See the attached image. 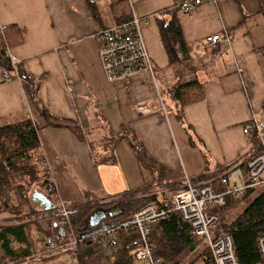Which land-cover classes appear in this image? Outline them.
<instances>
[{
	"label": "crops",
	"instance_id": "crops-1",
	"mask_svg": "<svg viewBox=\"0 0 264 264\" xmlns=\"http://www.w3.org/2000/svg\"><path fill=\"white\" fill-rule=\"evenodd\" d=\"M130 1L0 0L8 53L37 80L40 105L54 118L77 123L83 138L45 125L24 83L3 80L1 66L0 127L26 119L40 125L39 151L70 207L84 201L85 191L99 199L144 189L166 197V185L180 187L185 178L200 183L241 172L238 164L251 149L242 125L253 112L263 121L264 0H218L192 14L175 11L189 54L178 67L168 64L158 29L159 21L170 19L174 0ZM124 6L126 14H132V6L136 16L146 18L142 34L158 94L146 72L112 83L103 74L95 34L117 23ZM224 31L232 33L230 42L203 47L206 36ZM188 79L200 83L202 98L179 113L165 91ZM139 101L147 113L135 108ZM123 126L143 144L156 171L141 167L124 139L113 147L112 161H98L107 153L104 140ZM47 198L55 209V197ZM49 221L39 223L48 229Z\"/></svg>",
	"mask_w": 264,
	"mask_h": 264
},
{
	"label": "trees",
	"instance_id": "trees-1",
	"mask_svg": "<svg viewBox=\"0 0 264 264\" xmlns=\"http://www.w3.org/2000/svg\"><path fill=\"white\" fill-rule=\"evenodd\" d=\"M124 5L126 6V4ZM125 6L117 12L120 15L118 22L131 18V15L126 14ZM169 11L170 19L159 21L158 29L168 64L178 67L188 61L189 54L175 16L176 10ZM4 29H0V66L11 74L12 67L6 49L7 44L3 38ZM218 45L219 43L211 49ZM16 70L20 80L24 83L30 101L39 112L45 125L66 128L78 138H83L81 128L77 123L68 119L54 118L44 106L40 105L37 80L27 74L19 64L16 65ZM182 71L183 69L178 72L181 74ZM165 92L174 101L179 113L185 105L202 98L201 86L197 79L181 81L168 87ZM260 112L264 113V100ZM39 126L35 121L26 119L17 124L0 127V214L9 215L0 222V264H17V261L30 256L31 249L40 250L47 234L55 232L57 229H62L64 232L63 229L66 228L64 221L54 220L49 216L56 208L45 210L43 206H40L34 211L32 205L34 201L40 205L39 201L32 197L34 191L50 197L45 193L48 177L45 166L40 161L42 155L39 151L37 135ZM123 139L132 148L141 167L151 172L156 171L155 163L146 154L143 144L133 131L125 126L118 133L110 135L104 140L103 147L107 153L98 161H112L113 147ZM249 141L251 149L238 164L244 180L247 179V161L257 150L254 133L249 135ZM229 173L230 171H227L218 177L213 175L208 180L201 178L199 179L200 183L193 184L196 186L211 184L215 191L222 192L226 186L221 183V178ZM32 183H36L37 187L29 191ZM262 185L260 192L244 205L237 216L230 219V230L239 264H261L256 242L258 236L264 233V184ZM180 187L172 184L166 185L165 190L168 191L166 197H159L155 191L144 189L99 199L93 192L85 191L84 201L74 205L76 212L69 216L70 225L74 234L78 236L90 229L89 218L98 210L106 212V217L102 222L118 223L147 203H152L156 207L168 208L169 194L176 192ZM257 187L259 186L246 188L238 197L226 195L224 205L208 204L207 212L220 216L228 211L231 205L236 204L248 192ZM26 209L31 210L26 211ZM30 211H34V214L39 216L30 219L28 216L34 217L32 214H27ZM46 218L51 219L52 232L41 238L39 234L42 232L41 235H43L44 227L42 228L39 221ZM64 236L66 235L64 234ZM147 236L152 256L160 258L159 264H181L184 259H189L186 264H201L210 259L205 239L193 234L189 223L185 222L177 211H171L164 218L153 222ZM100 247L97 235L79 238L75 251L76 264H136L133 252L139 248V234L135 229H119L117 243L113 247L111 258H105ZM141 264L144 263L141 262Z\"/></svg>",
	"mask_w": 264,
	"mask_h": 264
},
{
	"label": "built area",
	"instance_id": "built-area-1",
	"mask_svg": "<svg viewBox=\"0 0 264 264\" xmlns=\"http://www.w3.org/2000/svg\"><path fill=\"white\" fill-rule=\"evenodd\" d=\"M128 1L131 5V1ZM204 3L217 4L218 0H174L172 9L184 14H192ZM131 12L129 20L103 27L95 34L99 43L98 56L102 71L105 79L111 83L126 80L134 74L146 72L151 77L158 94L152 61L142 34L141 21H146V18L136 16L132 6ZM232 38L233 35L229 31L211 34L205 37L203 47L211 49L218 43L230 42ZM8 56L13 74L11 75L8 70L3 69L2 79L19 78L16 70L17 59L9 53ZM158 99L160 106H162L160 96ZM142 105V101L134 104L141 114L147 113L148 110ZM249 119L243 123L242 127L247 136L252 133L255 134L257 150L247 161L246 180L243 179L240 171V180L232 178V171L221 178L226 189L217 192L211 184L196 186L188 178H185L183 185L171 194L169 208L156 207L152 203H147L132 212L129 217L114 223L113 227L96 234L99 237L101 248L110 252L117 243V231L119 229H135L139 234V248L133 252V258L142 261L144 264H159L160 258H154L151 253L147 236L148 230L153 222L164 218L171 211H177L181 218L189 223L192 233L203 237L208 245L210 259L201 264H239L229 226H220L226 222L218 219L216 214H209L207 206L210 203L224 205L226 195L238 197L247 187H253L264 182V122L259 119L256 112H253ZM41 155L40 161L45 165L48 177L45 192L56 195L58 198L55 199L56 209L49 216L64 221L66 228L63 229L64 232L62 229H57L54 233L47 235L42 248L36 251L31 249L30 256L37 257L50 252L66 251L65 249H70L71 255H74L79 239L72 230L69 216L75 213L76 209L68 207L60 198L52 171L46 164L45 156L42 153ZM256 245L260 262L264 264V233L258 236Z\"/></svg>",
	"mask_w": 264,
	"mask_h": 264
},
{
	"label": "rangeland",
	"instance_id": "rangeland-1",
	"mask_svg": "<svg viewBox=\"0 0 264 264\" xmlns=\"http://www.w3.org/2000/svg\"><path fill=\"white\" fill-rule=\"evenodd\" d=\"M262 119L264 121V116L262 117ZM262 184H264V182H260L259 184L255 185V186H259V187H257L253 191L248 192L246 194V196L241 198L236 204L231 205L230 209L228 211L222 213V215L219 216L220 220L226 222V224H221L220 226H222V227L229 226V228H230V219H232L234 216H237L238 213L241 212L244 205H246L249 201H251L260 192V189H262V187H263ZM36 187H37L36 183H32L30 188H29V191H32V189H34ZM57 193L59 194L58 191H57ZM49 195L52 197L54 196L56 200L58 199L56 195H51V194H49ZM63 202L68 207L70 206V204L68 205V203H66L64 200H63ZM32 205H33L34 211L36 210V208L37 209L39 208L38 203H36L35 201H34V203H32ZM20 208H21V206H20ZM28 210H31V209H26V211H28ZM34 211H30L29 213H27V214H32V216H34V217L28 216L30 219H35L36 218L35 216H37V217L39 216V215L34 214ZM8 216L9 215H6V214H0V222L2 220L4 221V218H6ZM40 220H42V219H40ZM44 220H47V218L43 219L42 221H44ZM47 225H48V222H47ZM43 230H44L43 235H41L42 232H40V234H39V236L41 238H43V236L45 234L52 232V228H51L50 224L48 225V229L46 227H44ZM47 235H49V234H47ZM100 251L105 258H111V256L113 255V249L110 252H108L107 250H104L103 248L100 247ZM188 261H189V259H184V260H182L181 264H186ZM141 262L142 261L135 260L136 264H141ZM16 263L17 264H76V252L74 255H71L69 252H66L64 250L55 251V252H50V253L44 254L42 256H37V257L28 256V257H25L23 260L17 261ZM7 264H9V263H7Z\"/></svg>",
	"mask_w": 264,
	"mask_h": 264
},
{
	"label": "water",
	"instance_id": "water-1",
	"mask_svg": "<svg viewBox=\"0 0 264 264\" xmlns=\"http://www.w3.org/2000/svg\"><path fill=\"white\" fill-rule=\"evenodd\" d=\"M32 197L35 198V200H38L39 204L43 206L45 210H49L53 208V204L51 203V201L41 192L34 191ZM105 217H106V212L103 210H98L94 212L89 218L90 229L87 230L86 232L79 234L78 238L82 239L85 237H90L92 235H96L99 232L105 231L113 227L114 225L113 221H110L108 223L106 222L102 223Z\"/></svg>",
	"mask_w": 264,
	"mask_h": 264
},
{
	"label": "bare ground",
	"instance_id": "bare-ground-1",
	"mask_svg": "<svg viewBox=\"0 0 264 264\" xmlns=\"http://www.w3.org/2000/svg\"><path fill=\"white\" fill-rule=\"evenodd\" d=\"M3 70V69H2ZM12 75V74H11ZM18 79H20V78H18ZM258 114V113H257ZM259 115V114H258ZM259 117V116H258ZM260 119V118H259ZM250 120V119H249ZM248 120V121H249ZM262 121V120H261ZM41 164L42 165H44L43 163H42V161H41ZM45 166V165H44ZM45 172H46V168H45ZM240 172L238 171V170H236V171H233L232 172V178H236V179H238V180H240V174H239ZM243 175V174H242ZM225 177V176H224ZM221 183H223L222 182V180H221ZM247 188H252V186H249V187H247ZM173 194V193H172ZM171 196V195H170ZM170 196H169V199H170ZM211 204V203H210ZM213 204V203H212ZM53 207H54V205H53ZM70 207V206H69ZM169 207H170V204H169ZM168 207V208H169ZM218 217V219H220V217L219 216H217ZM102 223H104V222H102ZM63 232V231H62ZM54 233V232H53ZM52 234V233H51ZM77 238H78V236H77ZM79 239V238H78ZM207 245V244H206ZM208 246V245H207ZM66 251H68L70 254H71V250L70 249H65Z\"/></svg>",
	"mask_w": 264,
	"mask_h": 264
}]
</instances>
